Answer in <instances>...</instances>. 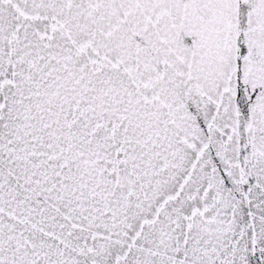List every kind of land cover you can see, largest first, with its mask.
Listing matches in <instances>:
<instances>
[{
    "label": "snow or ice",
    "instance_id": "obj_1",
    "mask_svg": "<svg viewBox=\"0 0 264 264\" xmlns=\"http://www.w3.org/2000/svg\"><path fill=\"white\" fill-rule=\"evenodd\" d=\"M0 264H264V0H0Z\"/></svg>",
    "mask_w": 264,
    "mask_h": 264
}]
</instances>
